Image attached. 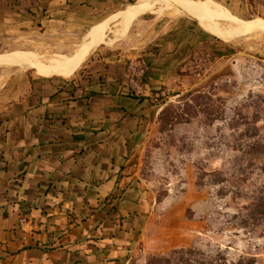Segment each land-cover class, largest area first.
I'll return each mask as SVG.
<instances>
[{
	"label": "crops",
	"instance_id": "crops-1",
	"mask_svg": "<svg viewBox=\"0 0 264 264\" xmlns=\"http://www.w3.org/2000/svg\"><path fill=\"white\" fill-rule=\"evenodd\" d=\"M126 2L0 0V38L42 30L71 43ZM202 53L212 70L196 79L185 67ZM237 54L190 16L141 14L70 78L0 71V264H137L158 203L137 174L121 186L127 159H140L168 102ZM132 60L144 66L139 94L125 79Z\"/></svg>",
	"mask_w": 264,
	"mask_h": 264
},
{
	"label": "rangeland",
	"instance_id": "rangeland-1",
	"mask_svg": "<svg viewBox=\"0 0 264 264\" xmlns=\"http://www.w3.org/2000/svg\"><path fill=\"white\" fill-rule=\"evenodd\" d=\"M131 1L119 11L137 0ZM194 1L217 2L236 19L264 20V0ZM141 14L188 16L150 10L137 17ZM85 33L71 43L42 30L15 39L5 36L0 54L69 55ZM225 43L238 52L234 66L168 102L140 154L139 176L154 192L158 208L150 244L137 264H264V35ZM93 50L70 76L46 75L72 77ZM2 70L36 72L18 66ZM179 249L183 252L172 253Z\"/></svg>",
	"mask_w": 264,
	"mask_h": 264
},
{
	"label": "bare ground",
	"instance_id": "bare-ground-1",
	"mask_svg": "<svg viewBox=\"0 0 264 264\" xmlns=\"http://www.w3.org/2000/svg\"><path fill=\"white\" fill-rule=\"evenodd\" d=\"M150 10L171 14L175 12L186 14L195 18L207 32L225 42L260 38L264 35L263 19H236L230 14L227 8L217 2H196L194 0H137L135 3L128 4L125 9L111 17L88 28L77 48L69 55L55 52L52 55H39L27 49V51L15 50L0 54V66H18L21 69H34L40 74H57L63 77L70 76L91 50L102 43L110 44L114 40L124 36L137 15ZM34 43L36 42L34 41ZM58 49L59 51L63 50V47L58 46Z\"/></svg>",
	"mask_w": 264,
	"mask_h": 264
},
{
	"label": "built area",
	"instance_id": "built-area-1",
	"mask_svg": "<svg viewBox=\"0 0 264 264\" xmlns=\"http://www.w3.org/2000/svg\"><path fill=\"white\" fill-rule=\"evenodd\" d=\"M186 71L196 79H202L211 74L212 61L206 53L198 54L191 58L185 67ZM144 66L138 60L129 61L126 65L125 79L132 93L139 94L142 91V76ZM165 95L164 91L156 92L152 97L158 100ZM140 159L136 156L127 159L122 173V187L132 183L134 175H139Z\"/></svg>",
	"mask_w": 264,
	"mask_h": 264
},
{
	"label": "trees",
	"instance_id": "trees-1",
	"mask_svg": "<svg viewBox=\"0 0 264 264\" xmlns=\"http://www.w3.org/2000/svg\"><path fill=\"white\" fill-rule=\"evenodd\" d=\"M128 2H132V1H131V0H128ZM186 95H189V93H187V94L182 93V94H180L178 97L183 98V97L186 96ZM166 109H167V106H164V107L162 108V110L160 111V113H159V115H158V119H161V118H162V116H163L164 112L166 111ZM181 251L183 252V249L173 250L172 253H179V252H181Z\"/></svg>",
	"mask_w": 264,
	"mask_h": 264
}]
</instances>
